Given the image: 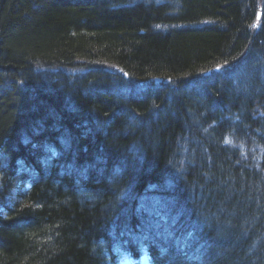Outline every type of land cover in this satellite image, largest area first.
<instances>
[{
  "label": "trees",
  "instance_id": "obj_1",
  "mask_svg": "<svg viewBox=\"0 0 264 264\" xmlns=\"http://www.w3.org/2000/svg\"><path fill=\"white\" fill-rule=\"evenodd\" d=\"M0 157V264H264V0H0Z\"/></svg>",
  "mask_w": 264,
  "mask_h": 264
},
{
  "label": "bare ground",
  "instance_id": "obj_2",
  "mask_svg": "<svg viewBox=\"0 0 264 264\" xmlns=\"http://www.w3.org/2000/svg\"><path fill=\"white\" fill-rule=\"evenodd\" d=\"M1 170H2V167H1V163H0V183L2 182V180H3V174H2V172H1ZM18 184V182H16L14 179H11V181H10V185H11V187L13 186V188L15 187V188H17L16 187V185ZM12 188V189H13ZM9 194V193H8ZM8 194H6L7 196H6V201L5 202H10V203H13L14 201H15V199L14 198H12L13 196H10V195H8ZM136 197H134L133 198V201H132V206H134V209L136 210L135 211V213L137 212V211H139V209H140V206H141V204H135L134 202H136ZM130 203H131V201L128 203L129 205H130ZM166 206L167 207H171V204L169 205V204H166ZM174 215H175V213H174ZM176 216V215H175ZM176 218H178L177 216H176ZM186 231V230H185ZM184 230H180V232H179V236H185L186 235V232H185Z\"/></svg>",
  "mask_w": 264,
  "mask_h": 264
},
{
  "label": "rangeland",
  "instance_id": "obj_3",
  "mask_svg": "<svg viewBox=\"0 0 264 264\" xmlns=\"http://www.w3.org/2000/svg\"><path fill=\"white\" fill-rule=\"evenodd\" d=\"M43 146V147H42ZM42 146H41V144H40V146L38 145V147L40 148V150L41 151H45V150H47L48 148H47V146H48V143L47 142H44L43 144H42ZM67 145H65V144H63V150H65V151H67V148H68V146H69V144H68V146L66 147ZM44 148H45V150H44ZM2 159H3V157H0V161L2 162ZM40 162H44V160H43V158H42V160L40 159L39 160ZM164 185H166V184H164ZM164 187H166V186H164ZM14 192V191H13ZM13 198V197H12ZM170 209L172 210V212L173 213H175L176 215H180V213L181 212H179L178 210H176L175 211V207H173V206H171L170 207ZM121 230V232H118V234H120L119 236L120 237H122L123 236V234H126L127 233V230L126 229H120ZM129 230H131V229H129ZM171 245H173V246H175V243H172Z\"/></svg>",
  "mask_w": 264,
  "mask_h": 264
},
{
  "label": "water",
  "instance_id": "obj_4",
  "mask_svg": "<svg viewBox=\"0 0 264 264\" xmlns=\"http://www.w3.org/2000/svg\"><path fill=\"white\" fill-rule=\"evenodd\" d=\"M157 82H160V80H159V79H157Z\"/></svg>",
  "mask_w": 264,
  "mask_h": 264
}]
</instances>
